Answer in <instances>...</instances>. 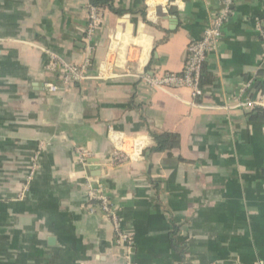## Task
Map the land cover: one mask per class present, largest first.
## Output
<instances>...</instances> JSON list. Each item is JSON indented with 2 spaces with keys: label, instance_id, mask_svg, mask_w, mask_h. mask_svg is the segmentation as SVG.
Listing matches in <instances>:
<instances>
[{
  "label": "crops",
  "instance_id": "crops-1",
  "mask_svg": "<svg viewBox=\"0 0 264 264\" xmlns=\"http://www.w3.org/2000/svg\"><path fill=\"white\" fill-rule=\"evenodd\" d=\"M106 1L88 45L93 0H0V264H264V119L241 106L264 99V0ZM222 14L201 98L125 75L181 73ZM52 56L86 78L49 92ZM153 133L180 145L151 154ZM88 178L129 249L87 208Z\"/></svg>",
  "mask_w": 264,
  "mask_h": 264
},
{
  "label": "built area",
  "instance_id": "built-area-1",
  "mask_svg": "<svg viewBox=\"0 0 264 264\" xmlns=\"http://www.w3.org/2000/svg\"><path fill=\"white\" fill-rule=\"evenodd\" d=\"M230 2V0H227ZM226 14L216 16L211 22L210 26L206 29L205 34L201 40L191 42L187 49V61L184 70L179 73H167L157 72L155 74L148 75L144 72L134 71L129 67L125 68V75L135 78H141L152 89L156 88H182L186 87L192 90L193 97L196 99L201 98L204 95L203 88L201 86V77L203 66L209 56V54L216 49L220 38L222 36L223 27L226 21ZM103 23L102 15L99 13L95 6H89V25L85 32V41L88 45L91 44L95 38L96 31L101 27ZM4 40L0 39V44ZM89 64L78 66L76 64H70L63 60L52 56V62L48 65V68L55 70L60 68L62 74L60 85L50 82L47 83V89L51 93H57L59 90L67 91L74 84L81 83L86 78V73L89 68ZM241 106L249 108V110L255 108H264V99L259 100H247L241 103ZM37 151L41 152V148ZM129 159L123 153L117 151L113 154L111 164L120 165ZM82 161L86 162L85 156L82 157ZM87 196L89 205L87 208L91 213L99 210L101 214L111 220L115 233L118 236V244L125 243L129 247L133 244V238L129 236L122 228L121 221L118 216L117 207L113 204L112 200L106 194L103 187H96L92 184L91 178H88L87 182ZM127 264H133L128 262Z\"/></svg>",
  "mask_w": 264,
  "mask_h": 264
},
{
  "label": "trees",
  "instance_id": "trees-1",
  "mask_svg": "<svg viewBox=\"0 0 264 264\" xmlns=\"http://www.w3.org/2000/svg\"><path fill=\"white\" fill-rule=\"evenodd\" d=\"M92 5H94L97 8L100 14L104 12V9H107L106 7L114 10V7L112 6V4L106 0H102V1L93 0ZM102 5L105 6V8ZM201 83H202V77H201ZM255 88H257L258 90H261L262 93L264 94V85L257 82L255 84ZM254 111L256 112V115L253 116V118L259 119V120L264 119V108H261V107L255 108ZM151 135L154 140V145L149 150L151 154L171 151V150L177 149L180 145V138L176 134L153 133Z\"/></svg>",
  "mask_w": 264,
  "mask_h": 264
}]
</instances>
